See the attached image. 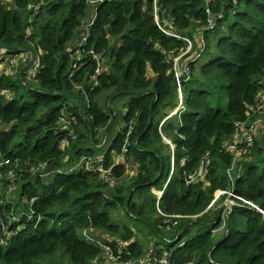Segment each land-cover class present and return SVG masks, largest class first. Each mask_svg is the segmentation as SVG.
I'll return each instance as SVG.
<instances>
[{"label":"trees","instance_id":"obj_1","mask_svg":"<svg viewBox=\"0 0 264 264\" xmlns=\"http://www.w3.org/2000/svg\"><path fill=\"white\" fill-rule=\"evenodd\" d=\"M0 45V158L11 161L0 167V234L14 231L0 264H63L61 245L73 264H94L102 248L84 236L93 227L134 240L124 261L141 257L131 228L113 223L118 205L172 238L158 244L174 264H264V212L245 202L264 211V124L237 162L226 146L264 94V0H0ZM176 58L189 67L181 109ZM120 95L129 96L125 126L98 158L81 145L104 142L113 114L100 102ZM85 157L114 166L113 181L67 170ZM219 191L237 198L226 193L212 210ZM193 226L210 230L184 240Z\"/></svg>","mask_w":264,"mask_h":264},{"label":"rangeland","instance_id":"obj_2","mask_svg":"<svg viewBox=\"0 0 264 264\" xmlns=\"http://www.w3.org/2000/svg\"><path fill=\"white\" fill-rule=\"evenodd\" d=\"M84 30H85V32H84V36H85L87 33V29H84ZM198 42L201 43L202 40H199ZM203 59L204 58L201 57V60H203ZM179 63H180V61L178 60L176 65H177V68L180 70L181 66ZM197 66H201V65L197 64ZM190 73H191V70H190ZM183 87H184V84H183V86L181 84V91L178 88V90L181 94L179 97L180 98L179 103L181 101L183 102V99H184V96L182 94ZM109 93H111V90H108V92L104 93V95H108ZM111 100H112L111 107L108 106L109 104L108 105L105 104V102H100L103 110L106 113L113 114V118H112V122H111V124L113 123V127L111 128V130L109 132H107L108 134L105 137L104 142H102L100 145H95L91 139H86L81 145V148H83L85 150H93L95 156L98 158L104 157L110 153L112 143L114 142V140L116 139L118 134L122 131V129L125 126L124 116H125L126 111H127V106L129 103V96L128 95H120V96H117L116 98H113V99L111 98L108 102L110 103ZM180 104H179L178 109L180 108ZM115 114H116V117H115ZM250 115L254 116L253 123L256 120L260 121V123L258 124V129L261 128V125L264 124V102H262L260 100L256 104V106L254 107V112H251ZM114 117H115V119H114ZM243 131H246V130L243 129ZM103 133L104 132H99L97 138L100 140L102 138H104ZM236 138L228 140L226 142V145L229 147V149L232 153L239 152L238 154H236V162H237L238 160L241 159L242 155H244L241 153V149L243 147H245V145L242 144L244 142V139L240 135L238 136V141H236ZM106 139H108V140L106 141ZM174 150L175 149L173 147L172 151H171L173 155H174ZM81 159L82 158L74 160L73 162L69 163L67 165V170L72 171V172L78 171L80 169L79 163H80ZM234 170H235V168L232 167L230 170H228V172L231 174V173H233ZM48 175H51V173H44V174H42V177H45L46 179H48L49 177H46ZM13 184H15V186H13ZM17 188H18V186H16V183H14V181H12V185L9 189V193H11V194L13 193L12 198H11L13 200L15 199V196L18 193ZM154 193H155V195L159 196L161 193V190L154 189ZM224 194H226V193H220V192L217 193L216 199L210 207L212 210H215L222 205V199L221 198ZM232 203H233V201L229 200V198H227L225 200V202H223V204H226L229 207H232V205H233ZM255 210L260 211V208H255ZM165 216H167V215H165ZM112 218H113V223L117 224L121 228H124V227L131 228V230L134 233V237H135L134 239L139 240L140 243H142V245L144 246L145 252L143 253V255L139 258L132 259L131 260L132 263H130V264H141L140 261L143 258H146L150 254H153L152 257H155V259L163 260L166 257V255L169 253V251L166 250L167 248L165 247V245H161L160 243L165 244V243H167V241H170L172 239V238H170V236H168L165 241H161L157 235H154L148 229L146 224L141 223V222H137L134 219L127 217L124 213L123 208L120 205H118L117 209L114 208L112 210ZM167 222H169L168 219H167ZM6 227L7 226H4V233L0 234V242L7 240L9 235H10L9 231H5ZM167 230H171V228H167ZM209 230H210V227H208V226H193L189 230L190 232H188V234H186L183 239L188 240L189 238H191L195 235H198L201 233H206ZM217 230H218L217 231L218 236L222 235V231L219 230V228ZM86 231L88 232L89 235H91L92 237H95L101 241L120 239L119 235H116V234H114V233H112L106 229L93 227V228L88 229ZM151 238H153V239L151 240ZM121 240H124L128 244H130L131 242L134 241V240H125V239H121ZM158 242H160V243L158 244ZM223 242H224V240H223ZM219 243L221 244V242H219ZM61 250H63V252H64L63 257H62L61 252H60ZM56 255H57L56 259L62 261L63 264H73L72 260H71V254L66 251V248L64 246L61 245L59 247V250L56 253ZM114 255H116V254L114 253ZM102 256L106 257L104 254ZM107 260H108V262H110L109 264H118L116 262L110 261L108 257H107ZM113 260H115V259H113ZM170 260L172 263H174L172 260V256H171Z\"/></svg>","mask_w":264,"mask_h":264},{"label":"built area","instance_id":"obj_3","mask_svg":"<svg viewBox=\"0 0 264 264\" xmlns=\"http://www.w3.org/2000/svg\"><path fill=\"white\" fill-rule=\"evenodd\" d=\"M96 16V14H94ZM90 25V24H89ZM93 54V59L96 61L97 63V68H96V73H103L105 71V65H104V61L102 60V54L99 53H95L92 52ZM180 58H176V63ZM37 72V66L35 67V69H33V74H36ZM176 73H177V77H178V88L181 91V81L179 79L180 75L183 73H189V67L188 65L185 66L183 69H178L177 65H176ZM7 92V90H4L1 92V94H5ZM264 102V94L261 95V98H259V101ZM183 108V104H180V108ZM248 115H250V113L248 112ZM74 120V117H68V119ZM63 125L65 126V128H67V124L68 121L66 119H62ZM70 122V120H69ZM260 123V121L256 120L254 123L250 124L249 126L246 124H241L238 125L239 126V130L238 132L233 136V139L236 138V141H238V136L240 135L243 139L244 142L242 144L246 145L245 147H243L241 149V153L242 154H247L249 153V147L252 146L253 141H254V137L256 134V131L258 129V124ZM243 129H245L246 131H243ZM227 146V145H226ZM227 150L229 151V147L227 146ZM239 152H237L238 154ZM243 156V155H242ZM89 158H82L80 163H79V168H83L85 167L86 169H91L95 172H99L100 175L105 179V181L107 182H112L113 179L110 178L109 176L112 175L113 172V168L114 166H110V167H105L104 164L100 163H93L90 159L89 162H87ZM11 161L10 159H2L0 158V167L6 166L8 164H10ZM206 173V169L204 167L201 168L200 170V175H203ZM11 175V180L14 181L15 183V178H14V173L11 171L10 172ZM12 185V183L10 184V186ZM13 186H15V184H13ZM220 193H229L232 197L237 198V195L235 192L233 191H219ZM161 196V193L160 195ZM239 198V196H238ZM216 199V198H215ZM229 200L233 201V205L235 204V201L231 198H229ZM215 201V200H214ZM246 204L250 205L253 208H259L257 205L253 204L250 201L245 200ZM232 205V206H233ZM261 212H264L263 210L260 209ZM0 221H2L1 217H0ZM20 230V228L16 231L18 232ZM12 233H14V231L10 230ZM9 232V233H11ZM84 236L86 238H88L91 242H93L96 245H99L102 248V255L104 254L106 257H103L101 255V257H98L94 264H109L110 262H108L107 257L109 258L110 261L112 262H116L118 264H130L132 263L131 260L129 261H124V257L125 256H129L131 255V250L129 248V245L127 242H125L124 240L121 239H117L116 244L114 245L111 242L108 241H101L95 237H92L91 235L88 234L87 231H84ZM170 242V241H169ZM6 243V240L0 242V245H4ZM114 253L116 255H114ZM153 254L148 255L146 258H143L140 263L141 264H174L171 262L170 258L172 256V251L169 252L166 257L163 260H159V259H155V257H152ZM115 259V260H113Z\"/></svg>","mask_w":264,"mask_h":264},{"label":"water","instance_id":"obj_4","mask_svg":"<svg viewBox=\"0 0 264 264\" xmlns=\"http://www.w3.org/2000/svg\"><path fill=\"white\" fill-rule=\"evenodd\" d=\"M211 17H214V15L212 14ZM0 46H1V45H0ZM9 48H10V49H17L16 46H9ZM34 59H35V55H34V53H32V58H31V60H30V64H32V63L34 62ZM82 107H83V100H81V106H80L81 110H82ZM152 107H153V106H152ZM115 116H116V114H115ZM113 121H114V120H113ZM7 126H8V123H3V124H1V125H0V130L5 129ZM133 190H134V189H132L131 192H130V196H129V200H128V203H127L126 208L128 207V204H129V201H130V199H131V195H132ZM230 215H231V212L228 213V217H230ZM219 245H220V243L217 244V245L215 246V248L218 247Z\"/></svg>","mask_w":264,"mask_h":264},{"label":"clouds","instance_id":"obj_5","mask_svg":"<svg viewBox=\"0 0 264 264\" xmlns=\"http://www.w3.org/2000/svg\"><path fill=\"white\" fill-rule=\"evenodd\" d=\"M54 172H56V171H55V170H52V171H50V172H48V173L53 174ZM70 172H72V171H70ZM42 174H44V173H42ZM42 174H41V176H42Z\"/></svg>","mask_w":264,"mask_h":264},{"label":"bare ground","instance_id":"obj_6","mask_svg":"<svg viewBox=\"0 0 264 264\" xmlns=\"http://www.w3.org/2000/svg\"><path fill=\"white\" fill-rule=\"evenodd\" d=\"M255 140V139H254ZM236 201V200H235ZM241 202V201H240ZM226 206V205H225ZM234 207V206H233ZM228 211V210H227Z\"/></svg>","mask_w":264,"mask_h":264},{"label":"crops","instance_id":"obj_7","mask_svg":"<svg viewBox=\"0 0 264 264\" xmlns=\"http://www.w3.org/2000/svg\"><path fill=\"white\" fill-rule=\"evenodd\" d=\"M50 175L46 176V177H49Z\"/></svg>","mask_w":264,"mask_h":264}]
</instances>
